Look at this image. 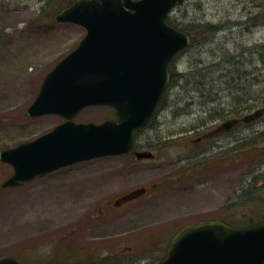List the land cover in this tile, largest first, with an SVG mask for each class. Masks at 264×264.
<instances>
[{"label": "rangeland", "instance_id": "1", "mask_svg": "<svg viewBox=\"0 0 264 264\" xmlns=\"http://www.w3.org/2000/svg\"><path fill=\"white\" fill-rule=\"evenodd\" d=\"M69 1L74 0H0V150L34 139L65 120L51 113L33 117L27 108L46 73L86 33L77 23L55 20V4L67 6ZM167 19L179 29L187 28L192 42L172 59L168 89L151 125L139 137L144 145L170 138L157 159L98 157L9 188L1 184L13 167L0 160V257L20 256L25 244L33 252L48 249L40 244H49L54 231L47 224L57 216V199L83 196L79 187L91 184L83 176L90 169L107 171L96 180L109 181L105 193L94 195L99 198L148 186L169 169L167 165L187 162L185 156L195 146L187 145L190 137L175 135L185 127L197 132V124L209 117L240 118L233 131V162L223 170L207 169L194 179L191 190L180 185L162 189L155 209L149 196L134 203L135 215L122 220L119 230L123 237L132 235L135 246L145 244L147 252L140 261L150 264L163 251H151L157 234L164 247L179 227L225 211L228 195L233 194L228 222L245 226L264 220V0H184ZM257 110H262L260 115L243 120ZM107 118H116L113 109L90 105L74 120L99 123ZM154 123L159 129H152ZM90 196L93 193L83 197ZM166 226L170 232L161 235Z\"/></svg>", "mask_w": 264, "mask_h": 264}, {"label": "water", "instance_id": "2", "mask_svg": "<svg viewBox=\"0 0 264 264\" xmlns=\"http://www.w3.org/2000/svg\"><path fill=\"white\" fill-rule=\"evenodd\" d=\"M183 1L75 0L55 14L56 21L77 23L86 33L46 73L27 113L57 114L65 120L34 139L0 150V160L13 167L1 187H17L76 162L134 150L136 134L168 86L169 63L191 43L187 32L167 21ZM90 105L111 106L117 118L76 122L74 117ZM260 114L257 110L253 116ZM136 154L153 155L149 150ZM0 264L23 262L5 255ZM156 264H264V221L241 227L218 219L188 224Z\"/></svg>", "mask_w": 264, "mask_h": 264}, {"label": "flooded vegetation", "instance_id": "3", "mask_svg": "<svg viewBox=\"0 0 264 264\" xmlns=\"http://www.w3.org/2000/svg\"><path fill=\"white\" fill-rule=\"evenodd\" d=\"M216 98L213 97V99ZM217 102L222 104L224 101ZM109 108L113 109L112 107ZM153 116L144 129L135 136L134 151L119 155H128L130 162L157 159L161 151L160 147L165 145L167 139L170 138L157 136L159 139H154L147 145L139 143L141 140L139 137L151 125ZM254 118L255 116L247 115L243 120L248 122ZM228 121L231 122L230 126L225 125ZM239 123V117H209L197 124V132L194 128H183L178 135H175V138L176 136L178 138L190 137L191 141H186L187 145L194 144L196 150L190 149L191 151H188V155L185 156L187 162L182 163V159L179 164L167 165L169 169L163 172L160 177L150 181L148 186H133L118 194L100 197L105 193V188L109 182L104 180L102 186L89 192L90 194L93 193V196L58 198L56 203L59 206L56 211L57 216L47 224L50 229L54 230L50 235L49 244H40L41 246L47 244L50 247L39 253L33 252L34 250L25 244L18 257L23 264H144L140 259L142 258L141 254L147 252L144 247L145 244L135 246L132 235L123 237L122 231L118 227L123 223L122 220L132 218L135 215L132 210L134 203L143 200L146 196H149L148 200L152 202L151 205L155 209L156 199L163 193L161 192L162 189L167 187L170 190L173 187L176 188V185H180L179 188L191 190L194 187V179L199 178L200 174L208 172L207 169L212 168L219 171L223 170L224 167L228 168L233 162V131ZM159 127L158 123L152 124V129H159ZM144 147L149 149H144ZM141 150H150L153 155L139 158L136 153ZM103 169L106 171L105 168ZM110 172L112 171L110 170ZM142 188L145 191L138 194ZM83 194L84 192L80 193V195ZM97 194L100 195L99 198L94 196ZM231 215H233V194L227 196L225 211L222 210L221 213L205 220L220 219L228 223ZM179 229L180 227L173 232L171 237ZM168 232L170 229L167 230L166 226L161 235ZM171 237L164 247V240L159 239L158 234L156 238L154 237L155 239L151 242L153 244L151 251L157 253H160L162 249L163 251L154 257L150 264H156L166 257Z\"/></svg>", "mask_w": 264, "mask_h": 264}, {"label": "bare ground", "instance_id": "4", "mask_svg": "<svg viewBox=\"0 0 264 264\" xmlns=\"http://www.w3.org/2000/svg\"><path fill=\"white\" fill-rule=\"evenodd\" d=\"M91 171L87 172V173H83L84 179L85 180H89L91 182V184H87V186L85 185L84 187H79L84 191V195L88 194L90 191L94 190L95 188H99L100 186H102V182L103 181H96L99 180L98 177L102 176L101 179L107 175L106 171L102 168V169H90ZM68 182V181H67ZM93 188V189H92Z\"/></svg>", "mask_w": 264, "mask_h": 264}, {"label": "trees", "instance_id": "5", "mask_svg": "<svg viewBox=\"0 0 264 264\" xmlns=\"http://www.w3.org/2000/svg\"><path fill=\"white\" fill-rule=\"evenodd\" d=\"M68 3V2H67ZM66 3V4H67ZM70 3H72L71 1H69V3L68 4H70ZM67 4V5H68ZM64 6H66V5H64V4H60V2H59V4H55V7H56V9L58 8V11L61 9V8H63ZM46 7V6H45ZM168 20V19H167ZM168 22L170 23V24H172V25H174V23H172L171 21H169L168 20ZM181 30H183V31H185V32H188V29L187 28H181ZM242 109H244V108H242ZM254 223H256V222H253V223H246V224H248V225H252V224H254ZM230 224H232L233 226H241V225H237V224H235V223H233L232 221H230Z\"/></svg>", "mask_w": 264, "mask_h": 264}]
</instances>
